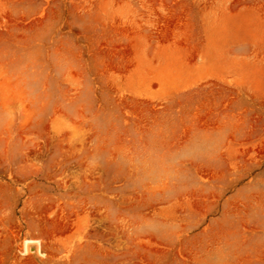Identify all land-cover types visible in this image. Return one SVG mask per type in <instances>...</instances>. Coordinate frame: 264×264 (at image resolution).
I'll return each mask as SVG.
<instances>
[{"label": "rangeland", "instance_id": "374dc122", "mask_svg": "<svg viewBox=\"0 0 264 264\" xmlns=\"http://www.w3.org/2000/svg\"><path fill=\"white\" fill-rule=\"evenodd\" d=\"M0 264H264V0H0Z\"/></svg>", "mask_w": 264, "mask_h": 264}, {"label": "bare ground", "instance_id": "6f19581e", "mask_svg": "<svg viewBox=\"0 0 264 264\" xmlns=\"http://www.w3.org/2000/svg\"><path fill=\"white\" fill-rule=\"evenodd\" d=\"M30 247H29L30 248V253H33L35 251V248L33 246H30ZM29 248H28V251H29Z\"/></svg>", "mask_w": 264, "mask_h": 264}, {"label": "water", "instance_id": "95a60500", "mask_svg": "<svg viewBox=\"0 0 264 264\" xmlns=\"http://www.w3.org/2000/svg\"><path fill=\"white\" fill-rule=\"evenodd\" d=\"M31 248V247H30ZM30 248H29V252H30Z\"/></svg>", "mask_w": 264, "mask_h": 264}]
</instances>
